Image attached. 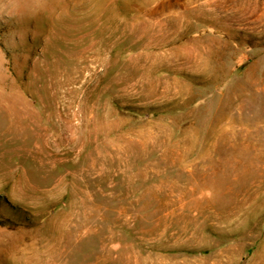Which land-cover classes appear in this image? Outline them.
<instances>
[{"label": "rangeland", "instance_id": "1", "mask_svg": "<svg viewBox=\"0 0 264 264\" xmlns=\"http://www.w3.org/2000/svg\"><path fill=\"white\" fill-rule=\"evenodd\" d=\"M0 264H264V0H0Z\"/></svg>", "mask_w": 264, "mask_h": 264}, {"label": "bare ground", "instance_id": "2", "mask_svg": "<svg viewBox=\"0 0 264 264\" xmlns=\"http://www.w3.org/2000/svg\"><path fill=\"white\" fill-rule=\"evenodd\" d=\"M246 138V137H245ZM258 140V139H257ZM241 154V153H240ZM242 155V154H241Z\"/></svg>", "mask_w": 264, "mask_h": 264}]
</instances>
